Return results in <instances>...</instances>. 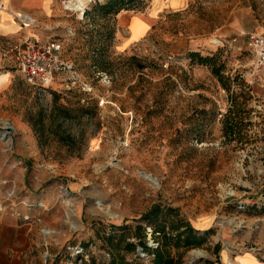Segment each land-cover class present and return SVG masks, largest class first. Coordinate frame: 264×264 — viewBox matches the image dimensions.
Instances as JSON below:
<instances>
[{
    "label": "rangeland",
    "instance_id": "1",
    "mask_svg": "<svg viewBox=\"0 0 264 264\" xmlns=\"http://www.w3.org/2000/svg\"><path fill=\"white\" fill-rule=\"evenodd\" d=\"M95 1L59 0L54 13L22 25L29 34L0 36V214L22 230L11 237L14 264H82L78 254L107 264L104 238L137 242L140 216L155 203L212 228L178 264H264V70L254 71L246 47L264 35V0H132L123 26L96 15ZM134 19L148 26L136 36ZM26 38L60 41L77 86L64 71L48 88L28 84L11 51ZM218 50L225 74L240 73L245 86L226 91L186 56ZM232 99L240 129L224 135ZM54 100L71 113L81 104L93 111L67 125L87 140L80 157L57 144L42 150L24 119L26 108L48 110ZM143 253L120 248L148 263Z\"/></svg>",
    "mask_w": 264,
    "mask_h": 264
},
{
    "label": "trees",
    "instance_id": "2",
    "mask_svg": "<svg viewBox=\"0 0 264 264\" xmlns=\"http://www.w3.org/2000/svg\"><path fill=\"white\" fill-rule=\"evenodd\" d=\"M131 1L96 0L92 7L96 15L104 19L115 20L120 11L131 8ZM85 12L86 15L89 14V11ZM92 20L94 21L93 16ZM186 56L191 65L196 64L209 68L212 75L217 78L221 87L226 91L232 90V87L245 86L246 84L238 72L231 76L225 74L226 63L222 59V52L220 50L207 55H202L198 51H188ZM97 64L102 65V62H97ZM73 68L76 70L74 63ZM30 85L39 89H45L51 86L40 87L33 84ZM77 88H79L80 92H85V89L80 88V85ZM231 102L234 105L227 109L222 119V132L224 135L234 133L240 129L239 119L235 118H240L241 108L236 102H233V99ZM71 111L73 110L64 106L62 103L56 102V100L53 101L48 110L41 107H37L36 110L30 107L26 108L23 113L24 119L31 126L36 135L38 145L42 150H45L52 144H57L60 147H65L69 157H80L84 152L87 140L85 138L77 139L67 125L70 126L73 119H77V122H81L82 118L90 121L94 118L93 111L88 106H83V104L74 109L75 113H71ZM96 126H99L98 122H96ZM79 131L81 135L84 132L83 129ZM140 219L145 225H136L135 236L138 239L137 242L123 239V246H121V242L119 241L112 242L111 235L104 238L110 251V260L107 264H178L188 249L200 246L205 242L206 234L212 232V228L202 231L196 229L186 217L179 213L177 208L171 206L161 207L156 203L146 209L141 214ZM110 226L112 228L123 227L125 223L121 224V226L113 224ZM146 227L150 228L151 237L155 242L153 246L147 243ZM121 247L124 251L133 253H138L137 248L140 247L142 252H149L151 258L148 263H144L135 257L126 259L123 254H120ZM78 257H81L82 264H103L96 262L92 257L88 261L83 258L82 254H78Z\"/></svg>",
    "mask_w": 264,
    "mask_h": 264
},
{
    "label": "built area",
    "instance_id": "3",
    "mask_svg": "<svg viewBox=\"0 0 264 264\" xmlns=\"http://www.w3.org/2000/svg\"><path fill=\"white\" fill-rule=\"evenodd\" d=\"M27 19L29 17L21 19L22 25L29 24ZM246 47L253 56L254 71L258 73L264 70V35L251 36L247 40ZM62 49L61 42L56 39L35 41L26 38L17 43L11 51L26 82L48 87L56 80V75L64 71L71 73L66 79L69 86H75L78 83V74L73 68V63L62 58ZM82 88L85 89V85Z\"/></svg>",
    "mask_w": 264,
    "mask_h": 264
},
{
    "label": "crops",
    "instance_id": "4",
    "mask_svg": "<svg viewBox=\"0 0 264 264\" xmlns=\"http://www.w3.org/2000/svg\"><path fill=\"white\" fill-rule=\"evenodd\" d=\"M187 1L188 0H181L177 5H182ZM58 2L59 0H0V36H17L23 28H25L27 34H29L30 31L22 26L21 19L23 17H29L38 22L46 15L54 13L58 7ZM132 16L134 15L126 10L120 11L116 18L117 25L123 26L124 22L129 25L133 18ZM131 27L133 36L139 35L141 31L145 32L148 28V26L145 27L142 21L137 19L133 20ZM144 27L145 30H143ZM13 47L11 49H13ZM2 159L3 154L1 153L0 180L4 178V161ZM4 221V216L0 214V264H14L17 252L14 251L13 248L15 239H11V237L16 235L15 238H17L22 230H20V226Z\"/></svg>",
    "mask_w": 264,
    "mask_h": 264
},
{
    "label": "water",
    "instance_id": "5",
    "mask_svg": "<svg viewBox=\"0 0 264 264\" xmlns=\"http://www.w3.org/2000/svg\"><path fill=\"white\" fill-rule=\"evenodd\" d=\"M4 124H5V126H6V130H2V132H1V135H2V137H8L7 135H8V132L9 131H12L13 130V127L7 122V121H4ZM137 252L138 253H140V254H144L142 251H141V248L139 247V248H137Z\"/></svg>",
    "mask_w": 264,
    "mask_h": 264
},
{
    "label": "bare ground",
    "instance_id": "6",
    "mask_svg": "<svg viewBox=\"0 0 264 264\" xmlns=\"http://www.w3.org/2000/svg\"><path fill=\"white\" fill-rule=\"evenodd\" d=\"M27 21H32V19H31V18H29V19H27Z\"/></svg>",
    "mask_w": 264,
    "mask_h": 264
}]
</instances>
